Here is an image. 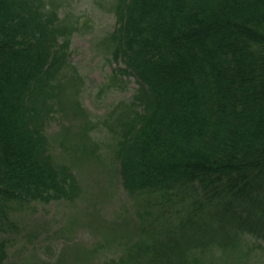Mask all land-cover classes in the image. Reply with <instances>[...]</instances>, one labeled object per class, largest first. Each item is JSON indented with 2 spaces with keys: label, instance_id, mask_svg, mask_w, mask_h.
Listing matches in <instances>:
<instances>
[{
  "label": "trees",
  "instance_id": "1",
  "mask_svg": "<svg viewBox=\"0 0 264 264\" xmlns=\"http://www.w3.org/2000/svg\"><path fill=\"white\" fill-rule=\"evenodd\" d=\"M68 16L44 0H0V231L13 203L76 192L43 133L67 88L79 90ZM116 17L109 49L139 87L110 112L108 162L137 206L187 214L164 222V240L92 264H218L212 241H264V0H120ZM99 125L84 121V150L100 149ZM8 245L0 237V264Z\"/></svg>",
  "mask_w": 264,
  "mask_h": 264
},
{
  "label": "rangeland",
  "instance_id": "2",
  "mask_svg": "<svg viewBox=\"0 0 264 264\" xmlns=\"http://www.w3.org/2000/svg\"><path fill=\"white\" fill-rule=\"evenodd\" d=\"M44 1L61 15L69 13L67 23L76 25L69 49L70 61L81 76L79 90L67 88L68 97L51 113L43 133L52 163L70 167L77 187L71 199L13 203L12 229L0 231L9 244L5 264H92L96 258L122 255L139 238L164 240V222L177 225L187 211L181 205L161 213L154 204L137 206L108 162L109 123L116 117L110 112L130 102L139 87L135 76L119 70L125 63L109 49L120 0ZM75 99L86 117L75 114ZM85 120L100 124L98 129L90 128L92 141L101 143L96 153L82 148ZM241 242L234 247L212 241L206 256L218 264H264L263 240L247 237Z\"/></svg>",
  "mask_w": 264,
  "mask_h": 264
}]
</instances>
